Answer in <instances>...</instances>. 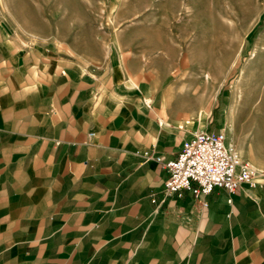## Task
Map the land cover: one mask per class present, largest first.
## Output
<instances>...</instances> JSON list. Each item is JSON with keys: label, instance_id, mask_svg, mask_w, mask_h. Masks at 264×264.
Masks as SVG:
<instances>
[{"label": "crops", "instance_id": "0c3cea01", "mask_svg": "<svg viewBox=\"0 0 264 264\" xmlns=\"http://www.w3.org/2000/svg\"><path fill=\"white\" fill-rule=\"evenodd\" d=\"M91 45L0 18V264H264V184L166 195L155 156L200 128L145 87L156 54Z\"/></svg>", "mask_w": 264, "mask_h": 264}, {"label": "rangeland", "instance_id": "374dc122", "mask_svg": "<svg viewBox=\"0 0 264 264\" xmlns=\"http://www.w3.org/2000/svg\"><path fill=\"white\" fill-rule=\"evenodd\" d=\"M0 18L84 51L118 38L156 54L146 72L154 66L158 77L141 79L161 111L225 130L240 156L264 168V0H0Z\"/></svg>", "mask_w": 264, "mask_h": 264}, {"label": "built area", "instance_id": "2783aa9c", "mask_svg": "<svg viewBox=\"0 0 264 264\" xmlns=\"http://www.w3.org/2000/svg\"><path fill=\"white\" fill-rule=\"evenodd\" d=\"M191 134L176 156H155L168 173L164 187L166 195L182 197L188 191L206 206L205 198L216 187L235 193L243 185L264 184V169L231 148L225 130L199 129Z\"/></svg>", "mask_w": 264, "mask_h": 264}, {"label": "bare ground", "instance_id": "6f19581e", "mask_svg": "<svg viewBox=\"0 0 264 264\" xmlns=\"http://www.w3.org/2000/svg\"><path fill=\"white\" fill-rule=\"evenodd\" d=\"M206 76L209 78V74H207ZM208 81H210V80H208ZM212 81H213V80H212ZM208 83H209V82H208ZM234 111H235V110L233 109V110H232V114H234V113H235ZM229 145H230V144H229ZM230 146H231V145H230ZM231 148H233V149H234V147H233V146H231ZM234 150H235V149H234Z\"/></svg>", "mask_w": 264, "mask_h": 264}]
</instances>
